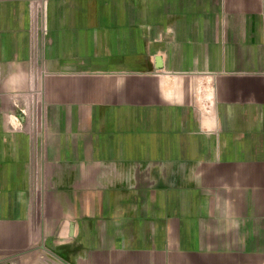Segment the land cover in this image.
<instances>
[{
	"label": "crops",
	"instance_id": "0c3cea01",
	"mask_svg": "<svg viewBox=\"0 0 264 264\" xmlns=\"http://www.w3.org/2000/svg\"><path fill=\"white\" fill-rule=\"evenodd\" d=\"M0 264H264V0H0Z\"/></svg>",
	"mask_w": 264,
	"mask_h": 264
}]
</instances>
